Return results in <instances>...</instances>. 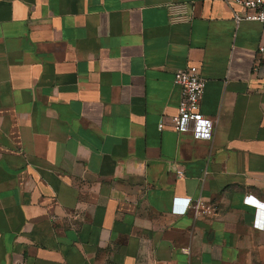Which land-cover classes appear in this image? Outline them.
<instances>
[{"label":"crops","instance_id":"crops-1","mask_svg":"<svg viewBox=\"0 0 264 264\" xmlns=\"http://www.w3.org/2000/svg\"><path fill=\"white\" fill-rule=\"evenodd\" d=\"M262 40L225 0H0V264H264ZM190 65L209 140L170 126Z\"/></svg>","mask_w":264,"mask_h":264},{"label":"built area","instance_id":"built-area-1","mask_svg":"<svg viewBox=\"0 0 264 264\" xmlns=\"http://www.w3.org/2000/svg\"><path fill=\"white\" fill-rule=\"evenodd\" d=\"M225 2L233 7L234 20L237 24L247 20L258 21L264 25V0H225ZM235 6L238 8L236 9ZM253 72L264 76V40L258 46ZM174 83L181 88V98L177 112L170 118L171 128L179 133L191 131L196 139H212L215 121L201 110L205 79L201 75L200 68L196 65H190L176 70ZM164 128L165 122L162 119L159 123V129L163 130ZM175 174L178 178L185 176L181 168H176ZM246 201L261 206L260 208L264 211V204L256 203L250 197H247ZM189 209L195 212V216H211L215 214L217 208L214 204L197 199L190 202Z\"/></svg>","mask_w":264,"mask_h":264}]
</instances>
